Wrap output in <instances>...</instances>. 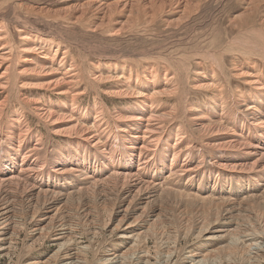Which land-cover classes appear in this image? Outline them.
I'll list each match as a JSON object with an SVG mask.
<instances>
[{"label":"bare ground","instance_id":"1","mask_svg":"<svg viewBox=\"0 0 264 264\" xmlns=\"http://www.w3.org/2000/svg\"><path fill=\"white\" fill-rule=\"evenodd\" d=\"M243 2L224 28L238 31L226 46L220 40L205 47V36L180 35L176 44L185 40V48L175 53L100 54L103 65L85 84L104 85L106 96L125 105L112 112L99 98L84 105L60 37L41 33L58 42L40 40L20 20L0 17L1 251L10 252L28 224L55 250L27 264H87L88 247L76 243L78 217L89 238L106 233V243L119 240L117 247L103 246L102 264H149L147 252L135 251L137 243L175 244L161 227L179 215L177 234L193 241L183 264H264V0ZM88 8L101 14L100 25L115 13L129 18L140 9L153 20L165 12L176 17L164 22L179 35L200 11V0L85 2L75 10L81 16ZM10 22L19 45L5 25ZM190 28L203 31L204 25ZM139 57L150 61L140 72L116 62ZM12 97L17 103L7 115ZM25 111L46 136L32 129ZM52 136L76 146L47 147Z\"/></svg>","mask_w":264,"mask_h":264},{"label":"rangeland","instance_id":"2","mask_svg":"<svg viewBox=\"0 0 264 264\" xmlns=\"http://www.w3.org/2000/svg\"><path fill=\"white\" fill-rule=\"evenodd\" d=\"M119 1L130 2L131 0H0V17L11 19L12 21H15V19L20 20V22L31 29L33 37H38L40 40L48 38L47 40L50 42H58L53 36L44 37L42 35L46 33H55L60 37L59 48L61 49V52L66 53V65L72 64L73 67L76 68H74L75 73L80 77V85L78 84V87L80 92L85 91L80 95L81 99L84 101V105L91 106L94 98H99V102L112 112L114 107L125 105L117 99L106 96L101 90H105L104 85L99 84V87L97 86L98 88L95 89L88 82L85 84L86 77L95 71L97 65L103 63L104 60L102 59L105 58L99 56L100 54L114 50L117 52L122 50L124 52L139 54L153 49L160 50L167 54L170 52L175 53L178 49L185 48L183 45L186 43L185 40L179 45L176 44L175 40L179 39L180 35L187 40H198L205 36L207 39L205 47L212 43L217 44L220 40L221 42H224H222L223 46H226L228 45V40L231 39L232 36L235 37L238 31L234 30L232 32H225L224 28H227L230 19L242 9L244 3V0H200V11L190 17V20L187 22H189L188 25L190 27L204 25L203 31L193 30L190 27H186L183 30V33H185H180L179 35L172 30L174 28L173 26H170V31L168 30L164 20L166 21L170 18V20H175L176 17H171L170 14H166L165 12H161V14L158 13L153 20H151L148 15L142 13L140 9H138L139 12L137 11L138 14L135 12L129 18H125L127 16V13L125 12L115 13L111 18H106L100 25L99 20L101 14L98 13L96 9H86L85 13L81 15L82 17L80 16L81 10H75L78 5L85 2L104 4ZM73 7L75 8L73 9ZM120 9H118V11ZM75 12H78V14ZM12 23L13 22H10L5 25L11 31L14 43L19 45L17 33L15 32L14 27H12ZM121 27L123 28L120 29ZM186 48L189 47L187 46ZM51 49L53 52V47ZM231 60L232 56H227L228 63H230ZM116 62L123 65L124 63H127L124 65L126 66V70H137L138 72L150 64L149 60L143 61V57H139L138 59L122 58L118 59ZM159 64L160 63H157L155 65H162ZM240 88L243 89L242 86ZM37 92L38 91H34V94ZM4 95L2 94L0 99L3 98ZM49 101L51 104L56 103L54 97H51ZM16 103L17 101L12 97L10 104L7 107V115L14 110ZM16 107H18V105ZM25 114L32 129L36 128L37 134H45L46 136L48 132L45 127L40 125L29 111H25ZM109 121H112L111 117ZM113 129H115L114 126ZM49 139L50 141L47 144V147H54L61 151H66L76 146L67 137L52 136ZM170 182L171 180L167 178L165 183ZM102 218V222H106L108 220V214L105 213ZM175 218L176 220L172 225L161 227V231L164 232L165 236H174L176 238L175 244L169 242L164 246L157 245L152 238L137 243L135 251L147 252L143 260L146 261L147 259L149 264H167V261H169L168 256L170 255H172L171 257L175 260L168 264L185 263L186 260H184L185 258L183 259V256L181 255L186 246L191 245L193 241L192 239L183 238L177 234V229L181 224L179 223V215ZM69 219H71V217H69ZM44 223L46 222L42 221L40 226H44ZM116 223V220H114V222L111 223L110 229H112ZM73 224L77 233L76 243H81L83 246L88 247V250L86 251L87 264H102L99 259L103 253V246L105 245L104 247H106V250L113 246L117 247L118 244H120L118 239H112L109 241L110 243H106V241L110 239V236L106 233H100L93 238H89L84 234L87 227L86 224L82 223L78 217H75ZM97 224L100 225V223ZM20 228L18 234L13 238V246L10 252L5 253L1 251L2 249L0 248V264H27L28 262L37 261L38 258H44L55 250L54 247L50 246L48 237H40V229L31 231V227L28 224ZM3 243H5V241ZM191 249H193V247H191Z\"/></svg>","mask_w":264,"mask_h":264}]
</instances>
